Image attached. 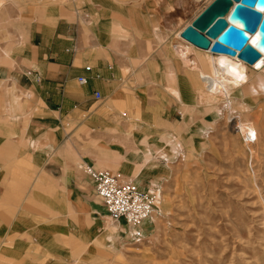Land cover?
Segmentation results:
<instances>
[{
  "label": "crops",
  "instance_id": "obj_1",
  "mask_svg": "<svg viewBox=\"0 0 264 264\" xmlns=\"http://www.w3.org/2000/svg\"><path fill=\"white\" fill-rule=\"evenodd\" d=\"M83 5L78 14L69 5L34 10L21 25L27 51L13 66L0 65V264H44L45 252L59 258L66 250L59 236L76 235L78 226L89 236L91 214L97 223L108 215L84 167L118 171V151L101 143L106 160L94 163L77 150V117L108 134L122 113L155 125L196 97L171 30L166 37L161 30L176 11L167 0Z\"/></svg>",
  "mask_w": 264,
  "mask_h": 264
},
{
  "label": "rangeland",
  "instance_id": "obj_2",
  "mask_svg": "<svg viewBox=\"0 0 264 264\" xmlns=\"http://www.w3.org/2000/svg\"><path fill=\"white\" fill-rule=\"evenodd\" d=\"M212 1L167 0L176 11L166 22L168 29L161 30L164 37L171 30L173 46L197 89L181 115L146 125L122 113L119 129L108 134H101L98 124L86 123L84 116L76 120L77 150L102 163L106 154L101 155V143L114 148L119 168L113 169L156 193L153 218L142 227L140 240L130 227L104 216L106 212L98 223L91 214L89 236L81 235L79 226L76 235L59 236L58 245H66V252H59V258L45 252L42 263L264 264V65L247 66L242 85L236 77L244 75L236 69V87L224 85L225 80L207 86L200 68L213 73L215 64L207 60L212 57L216 63V56L178 36ZM85 2L0 0V65L13 66L27 51L21 25L34 10L51 12L69 5L78 14ZM253 133L256 139L248 142L246 134ZM42 241L36 243L47 247Z\"/></svg>",
  "mask_w": 264,
  "mask_h": 264
},
{
  "label": "water",
  "instance_id": "obj_3",
  "mask_svg": "<svg viewBox=\"0 0 264 264\" xmlns=\"http://www.w3.org/2000/svg\"><path fill=\"white\" fill-rule=\"evenodd\" d=\"M180 35L195 47L254 65L264 53V0H213Z\"/></svg>",
  "mask_w": 264,
  "mask_h": 264
},
{
  "label": "built area",
  "instance_id": "obj_4",
  "mask_svg": "<svg viewBox=\"0 0 264 264\" xmlns=\"http://www.w3.org/2000/svg\"><path fill=\"white\" fill-rule=\"evenodd\" d=\"M87 71L91 66H86ZM78 82L86 84V76H79ZM96 99L102 98L100 91L95 92ZM248 142L256 139V134H246ZM95 185V194L105 207L113 222L124 224L131 228L133 237L140 240L142 227L152 220L157 195L153 191L141 189L134 178L121 171L95 169L90 165L84 167Z\"/></svg>",
  "mask_w": 264,
  "mask_h": 264
},
{
  "label": "bare ground",
  "instance_id": "obj_5",
  "mask_svg": "<svg viewBox=\"0 0 264 264\" xmlns=\"http://www.w3.org/2000/svg\"><path fill=\"white\" fill-rule=\"evenodd\" d=\"M178 36L183 41H185L186 43H189L181 37L180 33L178 34ZM255 41H256V36H254L252 39V42L254 44H255ZM189 44L192 45L191 43H189ZM192 46H194V45H192ZM188 47L189 46H185L184 52H187V53L189 52ZM213 55L216 56L215 57L217 60L216 63H215V61H212V57H210V60H207V61H209V62L211 61V63L215 64L214 68H212V69H214L213 73L210 74L209 72H206V71L202 70L201 68H200V72H199L201 75V78L205 81L206 85L212 86V84H214V82H216V81L221 84V83H223L222 80H225L226 84H224V85H227L228 87L231 85V88L236 87L235 78L232 77V74H236V72H237L236 69H238V71L240 73H243V75H244L243 78H239L238 76L236 77V81L239 82L240 85H242L243 80L246 77V73H247V69H248L247 66H249L250 64L239 59L238 56H230V55L219 54V53H213ZM236 60H238L240 63H238ZM246 64H248V65H246ZM263 65H264V53L262 54L261 59L256 64H254L253 66L257 69H260L263 67ZM210 66H211V64H210ZM238 66L240 68H237ZM213 75H218L219 78H214ZM108 217H109V215H108Z\"/></svg>",
  "mask_w": 264,
  "mask_h": 264
}]
</instances>
